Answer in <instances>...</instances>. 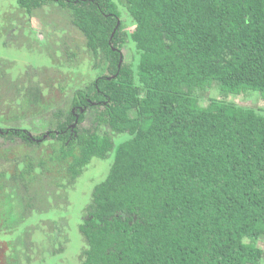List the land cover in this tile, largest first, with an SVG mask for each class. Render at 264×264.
Listing matches in <instances>:
<instances>
[{
	"label": "trees",
	"instance_id": "1",
	"mask_svg": "<svg viewBox=\"0 0 264 264\" xmlns=\"http://www.w3.org/2000/svg\"><path fill=\"white\" fill-rule=\"evenodd\" d=\"M17 1L30 13L67 9L100 72L53 110L39 161L30 149L47 131L0 125L2 142L19 144L12 158L0 148V224L27 220L51 193L34 189L42 177L68 190L93 158L113 154L79 221L78 264H264V113L199 97L216 83L264 93V0ZM131 38L136 65L125 60ZM41 82L0 76V104L20 97L27 107L14 116L25 119L44 102Z\"/></svg>",
	"mask_w": 264,
	"mask_h": 264
},
{
	"label": "rangeland",
	"instance_id": "2",
	"mask_svg": "<svg viewBox=\"0 0 264 264\" xmlns=\"http://www.w3.org/2000/svg\"><path fill=\"white\" fill-rule=\"evenodd\" d=\"M120 10L121 19L127 23L128 32L133 31L127 9L121 6ZM134 43L131 38L124 53L125 60L136 65L139 57ZM94 61L86 50L82 33L72 23L67 9L50 3L30 13L23 9L17 0H0V76L5 75L17 83L25 80L27 87H30L31 80H41L42 93L39 98L44 101L39 105L38 111L28 112L25 119L22 116L17 118L14 115L22 114L27 105L23 99L15 95L8 100L10 105L0 104V111L4 114V119H1L2 114H0V125L18 127L27 123L28 126L25 127L30 129L32 134L46 132L53 125L50 119L53 110L67 105L64 102L72 97L75 88L96 79L100 70L94 67ZM2 86H0V98L9 94ZM200 93L199 97L203 104L215 98L233 106L252 107L264 113V93L260 91L224 92L216 83ZM6 105L12 107L11 112L5 107ZM126 138V134H115L117 143ZM40 142L42 146L34 145L30 149L36 161L48 154L51 141L47 138ZM18 146V143L10 140L2 142L0 137V148L8 149V152H5L11 158ZM113 158V154L106 159L93 158L76 184L68 190L57 189L59 186H54L52 182L49 184L43 177L42 181L38 180L34 189L36 187L41 191V188L48 189L51 193L47 196L51 195V197L39 203L43 206L42 213L37 214L18 229H5L0 224V263L78 264L79 254L85 244L79 230V221L82 213L92 203L94 187L107 176ZM38 219L42 224L38 226L40 230L29 226L25 233L27 241L22 244L17 238L21 229L32 224L31 221L35 224ZM258 243L264 248V236ZM12 252L14 257L8 258Z\"/></svg>",
	"mask_w": 264,
	"mask_h": 264
},
{
	"label": "flooded vegetation",
	"instance_id": "3",
	"mask_svg": "<svg viewBox=\"0 0 264 264\" xmlns=\"http://www.w3.org/2000/svg\"><path fill=\"white\" fill-rule=\"evenodd\" d=\"M119 22V24H120V21H118ZM118 24V23H117ZM119 24H118V27H119ZM117 27V26H116ZM116 29V28H115ZM114 29V30H115ZM117 30V29H116ZM83 35V34H82ZM114 36V35H113ZM84 37V36H83ZM112 37V36H111ZM110 42H111V39H110ZM123 59H124V57H123V55H121V62L123 61ZM73 125H75V123L73 124ZM8 128V127H7ZM12 127H9V129H11ZM15 128H17V127H15ZM27 129V128H26ZM30 132V131H29ZM50 131H47L41 138H35L37 141H41V140H44V139H49V136H50V133H49ZM49 133V134H48ZM46 134H48L45 138H44V136L46 135ZM29 135L32 137L33 136V134L30 132L29 133ZM94 190V189H93ZM47 196H46V198L44 199V201H47ZM40 202H42V201H40ZM39 202V203H40ZM91 202H92V198H91ZM39 203H37L36 204V207H35V209L33 210V211H31L29 214H26L25 216H26V218H27V220H25V222H27L28 220H30V219H32L33 217H35L37 214H39V213H42V209H43V206H41ZM49 208H50V205H49ZM44 211V210H43ZM24 222V223H25ZM23 223V224H24ZM31 223L32 224H30V225H28V226H25V227H23L22 229L23 230H27L28 228H29V226L30 227H32V226H34L35 228H38V226L39 225H42L41 224V222H40V220L38 219V221L35 223V224H33L34 223V221H31ZM39 229V228H38ZM40 230V229H39ZM33 233V232H32ZM25 243V242H24ZM23 244V243H22ZM41 252H42V249L40 250V254H41ZM24 257V256H23Z\"/></svg>",
	"mask_w": 264,
	"mask_h": 264
},
{
	"label": "water",
	"instance_id": "4",
	"mask_svg": "<svg viewBox=\"0 0 264 264\" xmlns=\"http://www.w3.org/2000/svg\"><path fill=\"white\" fill-rule=\"evenodd\" d=\"M118 24H119V22H118ZM118 24H117V27H116V29L118 28ZM116 29L113 31V33H112V37H111V41H112V39H113V35H114V33L116 32ZM115 49V48H114ZM121 62V61H120ZM49 134V133H48ZM48 134H46L45 136H44V138L48 135Z\"/></svg>",
	"mask_w": 264,
	"mask_h": 264
}]
</instances>
